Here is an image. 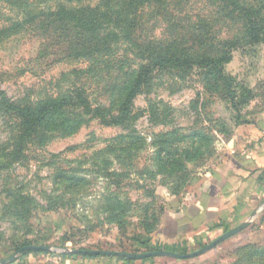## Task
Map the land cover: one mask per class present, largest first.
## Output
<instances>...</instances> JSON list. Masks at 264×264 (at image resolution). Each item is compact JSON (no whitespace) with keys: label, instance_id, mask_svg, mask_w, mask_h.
Segmentation results:
<instances>
[{"label":"rangeland","instance_id":"rangeland-1","mask_svg":"<svg viewBox=\"0 0 264 264\" xmlns=\"http://www.w3.org/2000/svg\"><path fill=\"white\" fill-rule=\"evenodd\" d=\"M100 1L0 0V92L21 106L56 103L33 127L0 106V264L64 256L264 264V209L201 253L218 237L178 250L159 240L164 212L191 197L235 126L264 115V0H248L261 8L255 41L245 37L243 12L218 13L213 0L144 4L134 22L131 0H108L121 14L93 26L105 34L99 42L91 34L78 41L76 26L52 22L58 4L94 9ZM157 53L190 66H154ZM219 53L227 80L197 62ZM140 65L151 70L126 119L93 117L95 108L106 119L119 113ZM160 251L197 254L152 255Z\"/></svg>","mask_w":264,"mask_h":264},{"label":"crops","instance_id":"crops-1","mask_svg":"<svg viewBox=\"0 0 264 264\" xmlns=\"http://www.w3.org/2000/svg\"><path fill=\"white\" fill-rule=\"evenodd\" d=\"M264 209V115L235 126L191 197L164 212L160 241L196 248L247 225ZM37 264H44L41 260ZM45 264H120L102 257L64 256ZM145 264H172L154 259Z\"/></svg>","mask_w":264,"mask_h":264},{"label":"trees","instance_id":"trees-1","mask_svg":"<svg viewBox=\"0 0 264 264\" xmlns=\"http://www.w3.org/2000/svg\"><path fill=\"white\" fill-rule=\"evenodd\" d=\"M130 4L132 5L136 11L134 13V16L132 15V21H135V17L137 12L139 11V8L142 7L144 4H165V0H131ZM107 2V3H106ZM214 6L217 9V12H221L222 10L224 12L232 13L234 11L243 12V16L245 19V26L248 29L247 33L245 35L246 39L249 41H255L258 38V35L256 34V25H260L263 23L262 18H260L259 12L261 11V8L255 9L253 5L248 1H240V0H213ZM124 0L118 3L117 7L120 5H123ZM56 11L57 14L52 19V22L61 23L62 27L65 29H70L67 27L70 26H76L77 30V40H87V35L91 34L95 36L99 41H102L105 38V34H101L99 31L97 34H92L93 26H96L97 21L102 20L101 22L105 21V23H101L97 25L104 26V25H112V21H106V20H114L116 19L121 13L120 10H115L113 7L109 4V1H103L99 2L97 5L94 6V9H89V6H84L75 9V7H66L62 4L56 5ZM115 16V17H113ZM104 19V20H103ZM106 19V20H105ZM131 21V22H132ZM107 22V23H106ZM60 35V34H59ZM62 42V41H61ZM64 42V41H63ZM97 42V43H98ZM235 44V41H229V45ZM96 47H98V44H96ZM225 53H219L212 56H202L197 61L199 64H203L204 62H209L211 65V69L213 73L218 76L222 80H227V77L222 72V69L219 67V64L226 61L225 59ZM187 58V57H186ZM190 61L187 59H181V57L177 56L174 53H157L155 63L153 62V65H170V64H183L190 66ZM150 65H140L138 67V70L135 73V79L132 83V85L127 89L124 98L120 102V111L117 115L114 117H110V119H106L103 109L102 108H95L92 111L90 110L89 113L96 118H99L101 122L105 125L109 124H120L122 123L126 117L129 110V105L131 102V99L134 97V95L138 92L140 86L144 83L145 78L149 76L150 72ZM54 99H48L46 102L42 103L41 105L32 106V105H18L15 102H9V100L6 98L5 93L3 91L0 92V106L5 110V112L10 113L14 115L17 119L23 120V123L25 126H35L37 123L40 122L41 117L45 114L46 109H50L53 105H55ZM44 251V250H41ZM184 254V253H180ZM93 255V254H92Z\"/></svg>","mask_w":264,"mask_h":264},{"label":"water","instance_id":"water-1","mask_svg":"<svg viewBox=\"0 0 264 264\" xmlns=\"http://www.w3.org/2000/svg\"><path fill=\"white\" fill-rule=\"evenodd\" d=\"M245 226V224L243 225H240L238 227H235L227 232H225L224 234H222L220 237H218L215 241H213L212 243H210L209 245H207L204 249L200 250L198 253H201L207 249H209L210 247L216 245L217 243H219L220 241L224 240L225 238L231 236L232 234L236 233L237 231L241 230L243 227ZM49 247L47 246H29V247H25L23 249H40V250H45V249H48ZM23 249H20V251H22ZM51 250L53 251H59L60 249L57 248V247H53V248H50ZM96 254H99L98 252H95ZM114 255H119V256H123V257H133L132 255L130 254H126V253H112ZM197 253H192L191 255H182V254H177V253H171V252H165V251H160V252H156V253H153L152 255H163V256H170V257H176V258H185V257H189V256H192V255H195ZM140 256H145V255H140Z\"/></svg>","mask_w":264,"mask_h":264}]
</instances>
